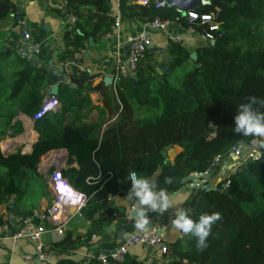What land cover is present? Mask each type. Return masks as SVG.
I'll return each instance as SVG.
<instances>
[{
    "label": "trees",
    "instance_id": "1",
    "mask_svg": "<svg viewBox=\"0 0 264 264\" xmlns=\"http://www.w3.org/2000/svg\"><path fill=\"white\" fill-rule=\"evenodd\" d=\"M110 1L66 0L64 16L73 13L77 22L63 33L66 47L60 60H74L75 52L89 45L90 37L96 40L111 30L114 15ZM17 9L13 0H0V20L11 11L17 13ZM195 10L212 13L220 23L214 31V42L190 48L172 41L170 60L162 72L148 48L135 74L121 75L112 84L102 82L89 89L94 75L86 70H77L61 81L54 94L61 106L36 120L39 138L32 153L17 151L4 156L0 148V204L9 205L22 217L34 215L42 199L49 204V183L43 175L36 174L40 156L49 149L69 148L83 140L91 142L93 159L100 168L96 185L111 179L128 191L129 172L146 177L161 164L163 169L153 180L167 193L186 184L182 179L189 174L208 170L214 159L229 151L236 141H256L261 156L245 160L215 188L193 187L184 201L194 218L201 212L220 213L207 238V247L198 248L195 237L180 233L177 240L167 242V259L159 264H264V148L259 147L261 138L233 130L236 106L249 96L264 98V0H211ZM119 12L123 21L142 22L158 16L177 19L183 27L189 24L175 6L158 8L155 0L148 4L119 0ZM196 27L202 31L208 26L200 23ZM193 51L195 58L191 57ZM187 60L192 67L178 78L177 71ZM20 62L23 66L11 90L4 96L0 91V140L9 131L12 135L23 132L19 113L33 116L42 103V90L50 83L45 65H33L22 56ZM97 88L102 89V104L94 106L97 116L83 120V108L90 103L89 92ZM175 146L180 150L173 162L167 163V150ZM64 174H69L75 188L84 191L77 181L80 171ZM166 177H171V183L165 182ZM108 197V192L97 187L82 209L85 218L91 220L87 233L66 229L60 241L43 247L44 252L79 248L94 232L117 218H127L118 205L104 215ZM5 221L0 215V224ZM135 223L131 218L125 227L130 230ZM123 264L142 263L127 254Z\"/></svg>",
    "mask_w": 264,
    "mask_h": 264
},
{
    "label": "crops",
    "instance_id": "2",
    "mask_svg": "<svg viewBox=\"0 0 264 264\" xmlns=\"http://www.w3.org/2000/svg\"><path fill=\"white\" fill-rule=\"evenodd\" d=\"M13 1L18 6L17 13L11 11L0 20V91L3 96L6 95L12 88L14 77L22 69L23 65H21L20 62L21 56L16 49V44L22 39L19 20L25 19L33 36L41 43V52L32 61L33 65L43 64L47 67L48 72L50 68L54 69L53 72H49L50 83L42 90L44 91L45 97L50 95V89L54 83L51 80V75L58 72L56 68L57 65L64 67L69 78L75 74L74 70L76 71L73 60L62 61L59 59V56H61L66 47V41L63 37L65 30L62 28L60 21L65 17V5L67 2L66 0ZM110 4L113 15H116L119 11V0H111ZM140 25L141 21L138 20L123 21L119 31L110 30L96 40L90 37L93 41L89 39V45L87 44L82 48L83 54L81 62L84 66L82 71L86 70L93 75L103 74L104 76H112L116 63L115 58L120 50L117 48L118 41L121 43L122 60H126L131 36L141 28ZM172 34L186 35V28L173 24L166 31H153V43L149 47V50L153 52V58L157 61V64L167 66L166 62L170 60L169 48L173 41L171 37ZM187 39L188 43L184 42V44L190 48H194L206 42V40L199 39L197 35H190ZM163 70L165 69L160 68L159 71L162 72ZM133 74H135V72ZM63 80L62 77H59V84ZM105 84L109 85L107 83ZM89 96L90 103L85 105L82 111L83 120H91L97 116V110L94 106L102 104V89L97 88L93 91L90 90ZM89 112H92L94 115L92 117L89 116ZM32 117L33 116H29L23 112L19 113L17 118L22 122L24 130L17 135H12L9 131L3 136L0 140V148L4 156H8L17 151H20L22 154L32 153L34 144L39 138V130L36 127V121H34ZM179 150V146L169 148L165 157L166 162H173ZM92 154L93 146L91 142L89 140H83L69 148L63 146L49 149L40 156L36 174L43 175L47 179L51 199L49 204L48 200L42 199L41 206L34 209V216L37 217L46 213L47 209L53 205L54 191L51 187L50 175L52 170L59 168L64 173L71 170L80 171L81 176L77 179L78 184L84 191H87V189L84 188L83 185L89 186L91 191L88 190V192L90 191V194L96 190L97 187L102 191L108 192L109 197L104 215H109L112 212V207L118 205L124 209L128 217L125 219L117 218L110 225L94 232L90 240L79 248L63 251L51 250L46 253L47 257L45 258L37 253L36 244L33 241L24 237L12 238L6 234L0 239V264H58L59 260L63 261L62 264H87L91 261L100 263L95 256L117 246L124 238L119 237L122 228L127 232H131L136 228L134 227L129 230L125 227V225L129 223V220L133 218L130 217V212L137 206L135 199L127 198L126 194L128 191L123 190L111 179H107L104 183L96 185L99 182L96 173L98 170L100 171V168L94 161ZM237 160L231 159L230 162H236ZM224 168V163H219L217 165L214 175L209 179L212 184L217 186L218 182L224 176H228L232 172V168H227L225 173H223ZM162 169L163 165H158L147 174L146 178L154 179L161 173ZM64 175L70 181L69 174ZM192 188L190 182H187L178 190L169 192L168 194L177 207H185V197L188 196ZM90 194L88 193L87 196ZM173 214L174 207H170L164 213L155 211H148L146 213L149 218L148 223L158 229L165 244H167V242H173L182 236L171 224ZM0 215L3 216L7 222L12 224V230L16 228L17 222L23 218L14 210H10L7 204H0ZM47 224L49 225L47 226ZM44 225L47 229L43 236L44 247L48 248L51 243L60 241L64 236V232L60 234L56 231L58 224H56L55 221H44ZM90 227V219L85 218L84 215L80 216L74 214L64 224L63 231L72 229L75 233L85 234ZM128 255L142 264H159L167 259L164 254L160 253L158 246L154 247L142 244L130 246Z\"/></svg>",
    "mask_w": 264,
    "mask_h": 264
},
{
    "label": "built area",
    "instance_id": "3",
    "mask_svg": "<svg viewBox=\"0 0 264 264\" xmlns=\"http://www.w3.org/2000/svg\"><path fill=\"white\" fill-rule=\"evenodd\" d=\"M142 4H148L150 0H138ZM167 5L166 0H155V6L160 8ZM183 16L188 18L189 24L186 28V35L182 34H172V40L176 42H187L190 35H197L199 39L206 41L214 40V31L219 29L220 23L214 20V15L212 13H199L195 9H189L182 12ZM77 16L73 13L66 15L61 19L60 23L64 30H71L76 25ZM122 18L120 12L114 15V22L111 24V30L119 31L122 25ZM207 24V28L202 31H198L196 24ZM173 24L180 26L182 22L179 20L163 19L158 16L154 18H146L141 22L140 29L137 30L132 36L130 41L132 42L127 51L126 60H122L120 42L118 41L117 48L118 53L115 58V73L112 75L114 81H118L121 75L128 76L132 75L139 62L144 58L147 49L153 43V31L168 30ZM19 26L21 30L22 39L16 44V49L20 56L26 58L27 60L33 61L41 52V43L39 40L35 39L32 31L26 24L25 19L19 20ZM82 54L83 49L75 52V59L73 63L77 70H83L84 66L82 64ZM74 70V72L76 73ZM105 76L103 74H96L91 79L89 84V89L98 86L104 81ZM61 105L59 98L50 94L43 98L39 109L34 113L32 119L36 121L41 118L46 113L57 109ZM89 116H93L92 112H89ZM251 156L253 159L261 156V151L256 147L252 150H248L246 156L236 161L235 167L232 168V172H235L237 168L243 163L248 157ZM132 172V171H131ZM136 172V171H134ZM137 173V172H136ZM138 175V174H137ZM113 176V174H110ZM51 187L54 191L53 205L47 209L46 213L39 216L28 215L20 219L17 222L16 228L11 229L12 224L10 222H3L0 224V239L4 235H9L12 238H28L36 244L37 253L45 258L47 254L44 252V241L43 236L46 232V226L44 221L52 220L55 221L57 225L56 231L60 234L63 233L64 224L69 220V218L74 215H83L82 209L86 205L88 199L87 194L75 188L68 178L64 175L63 171L59 168L52 170L51 175ZM131 183V182H130ZM61 185L67 189L63 191ZM73 208V211H72ZM136 244L158 246L160 253L164 254L167 252L168 247L163 242L162 236L158 229L153 225L148 223L145 229L140 230L138 228L133 229L129 232L128 236H125L116 247L113 249H108L95 256L96 259L100 261L101 264H123L129 251V247Z\"/></svg>",
    "mask_w": 264,
    "mask_h": 264
},
{
    "label": "clouds",
    "instance_id": "4",
    "mask_svg": "<svg viewBox=\"0 0 264 264\" xmlns=\"http://www.w3.org/2000/svg\"><path fill=\"white\" fill-rule=\"evenodd\" d=\"M264 98L249 96L246 101L236 106L233 117L236 133L243 136L259 137V147L264 148ZM128 179L131 182L127 192V198L136 201V223L135 227L143 230L148 225V211L164 213L170 207H174V214L171 219L173 228L185 235L196 238V246L200 249L207 247L213 224L220 219L219 212H201L195 217L192 209L177 207L170 199L169 194L163 188H158L155 180L138 176L136 172H129ZM166 183H171V177L165 178ZM67 191L64 185L60 186ZM186 199V197H185ZM147 206V207H145Z\"/></svg>",
    "mask_w": 264,
    "mask_h": 264
},
{
    "label": "water",
    "instance_id": "5",
    "mask_svg": "<svg viewBox=\"0 0 264 264\" xmlns=\"http://www.w3.org/2000/svg\"><path fill=\"white\" fill-rule=\"evenodd\" d=\"M211 0H166L167 5L169 6H175L179 11L185 12L189 9H196L201 4L209 3ZM224 1V0H223ZM20 11V9H19ZM91 41H93L92 38H90ZM214 40H212V43ZM131 41H129V45H131ZM191 57H196V52L193 51L191 53ZM159 68L166 69L167 66L158 64ZM58 72L51 75V80L54 82L50 93L51 94H57L58 88H59V77H62L64 80H68V74L65 72L64 67L61 65L56 66ZM54 69L50 68L49 72H53ZM104 82L107 84H112L114 82L113 76L107 75L104 78ZM256 148V141H254L252 144H247L244 140L236 141L231 149L224 154H221L217 156L213 163L210 165L209 169L204 172H194L189 174L188 176L184 177L182 179V182H190L191 187L196 188H202V189H212L215 188L216 185L212 184L209 179L214 175L215 170L217 169V165L219 163H224L225 168L223 170V173H225L227 168H233L236 165V162H230L231 159L237 160V159H243L248 150H252ZM248 160H253V157L249 156ZM226 191V190H224ZM15 199H11V203H13ZM12 206V204H10ZM136 207H134L130 212V217L135 218L136 220ZM129 232L125 231L124 228H122L121 232L119 233V237H125L128 236Z\"/></svg>",
    "mask_w": 264,
    "mask_h": 264
},
{
    "label": "rangeland",
    "instance_id": "6",
    "mask_svg": "<svg viewBox=\"0 0 264 264\" xmlns=\"http://www.w3.org/2000/svg\"><path fill=\"white\" fill-rule=\"evenodd\" d=\"M191 67H192V62L187 60V61L182 65V67L177 71V76H178V78H181V77L184 75V73H185L187 70H189ZM39 160H40V159H39ZM15 163L18 164V161H15ZM83 186H84V188H86L87 190H90V189H89V186H88V187H87L86 185H83Z\"/></svg>",
    "mask_w": 264,
    "mask_h": 264
}]
</instances>
